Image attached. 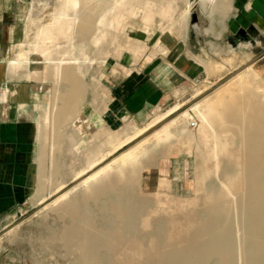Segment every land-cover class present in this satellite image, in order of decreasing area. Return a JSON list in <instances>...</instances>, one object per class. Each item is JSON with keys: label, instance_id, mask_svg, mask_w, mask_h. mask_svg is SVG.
I'll use <instances>...</instances> for the list:
<instances>
[{"label": "rangeland", "instance_id": "374dc122", "mask_svg": "<svg viewBox=\"0 0 264 264\" xmlns=\"http://www.w3.org/2000/svg\"><path fill=\"white\" fill-rule=\"evenodd\" d=\"M45 1L0 0V78L6 77L0 86L8 79L11 80V89L25 82L23 78H17L14 72H8L9 59L13 56L14 45L24 40L26 17L30 9L34 6L36 20L47 14L50 7L45 6ZM131 1L133 3L124 1L115 6L117 22L108 28V38L114 37L116 42L108 44L103 38L101 45L104 50L100 53L97 51L94 57L91 52L85 59L83 101L73 120L56 131L59 141L52 149V158L59 169L58 180L63 184L57 189L38 191L35 176L38 170L34 160L29 194L15 211L5 215L0 224V264H111L114 258L105 249L101 248L93 258H88V253L66 241L63 232L71 226L72 219L79 215L89 218V223H92V226H81L86 230L114 228L116 225L126 227V222L120 221L106 207L116 200L122 202L123 209L130 204L136 206L132 217L137 225L145 218L153 226L152 219L158 216L166 219L171 216L181 218L184 213L205 209L204 199L210 187L217 184L216 173L208 171L213 167L210 165L214 163V159L212 161V158H208L198 131L203 111L205 113L208 109L200 107L190 110L186 117H180V114L196 103L205 99L215 101L217 97H220V102L216 101L217 106L215 105L212 113L216 120L221 118L226 104L239 102L238 104L251 108L259 103V98L252 95L253 89L248 86L242 89L239 86L240 79L232 76L250 64L249 68L242 70V75L250 77L253 69L259 74L260 89H264V53L261 60L253 63V58L260 51L264 52V34L251 33L248 31L249 26H244L241 30L234 26L227 27L226 16L232 0ZM168 1L172 3L170 8H167ZM233 2L235 4H232L230 15L237 12L238 0ZM145 9L151 10L152 19L143 18ZM255 24L263 29L262 19H257ZM111 31H114L113 35ZM255 39L261 42V47L252 51ZM114 45L120 46L123 53L121 59L116 58ZM158 60L192 63V66L184 65L178 69L188 76L192 73L193 77L183 82L180 89L177 88L172 100L158 106L157 110L152 109L141 123L126 120L118 127L105 125L101 114L107 102V86L110 82L145 70ZM36 98L34 95L27 98L28 110L23 112L26 114L23 119L31 117L35 126V153L39 147L36 115L40 109H35L34 103L42 102L44 97L40 94ZM9 99L17 101L15 96ZM249 110L247 108L246 112H251ZM7 114L6 117L0 105L1 117L8 119L10 110ZM158 116L159 121L150 123ZM168 123H172L169 127L170 136L166 139L157 137L156 132ZM146 126H149L147 130L125 142L128 135L135 132V127ZM111 133L114 134V139L108 143ZM187 137L191 139L189 148ZM234 141L237 144L239 138H234ZM132 147L136 148L139 155L137 162L121 165L120 155ZM93 154L100 157V160L94 167L86 169L84 175L110 163V167L116 170L114 180L118 187L101 194L96 203L88 201L86 209L79 206L77 213L59 210L58 205L63 201L56 204L53 201L59 193L66 190L69 195L66 199L75 194L80 204V196L77 194L79 191L72 193L71 187L78 182L76 173L87 166L85 160ZM116 165L121 166L124 174L117 173ZM172 168L175 176L171 179V184L169 180V184L161 181L164 179L161 176ZM125 173H131L136 178L127 192L122 190L125 186ZM148 175H151L150 179L147 178ZM197 175L203 177L201 189L196 186ZM207 264L219 262L212 258Z\"/></svg>", "mask_w": 264, "mask_h": 264}, {"label": "bare ground", "instance_id": "6f19581e", "mask_svg": "<svg viewBox=\"0 0 264 264\" xmlns=\"http://www.w3.org/2000/svg\"><path fill=\"white\" fill-rule=\"evenodd\" d=\"M124 1L133 3L131 0H46L45 6L50 8L45 16L36 20L33 6L26 17L24 40L14 45L8 64V72H14L25 82L14 89L9 87L10 79L1 85L0 105L7 117L12 106L10 97L15 96L17 100L18 114L27 112V98L31 95L38 98L42 94L44 97L42 102L34 103V108L40 109L36 115L39 147L34 155L38 170L36 187L40 192L57 189L63 184L58 180L59 169L52 158V149L59 141L56 131L76 116L84 98L85 59L91 52L94 57L97 51L104 50L103 38L113 44L115 38H108V28L117 22L115 6ZM171 5L168 1L167 8ZM143 13L145 20L152 19L151 10L145 9ZM122 54L120 46L116 45V58L121 59ZM249 67L250 64L245 65L232 77L240 79L242 89L247 86L253 89L252 95L259 98L258 105L251 108L243 105V109L239 102L226 104L221 118L218 116L220 119L216 120L212 113L220 98L217 97L215 101L205 99L196 103L180 114V117H186L190 110L208 109L203 111L198 131L208 158L214 159L210 165L213 167L208 164L211 169L207 167L210 169L207 170L216 173L217 184L210 187L203 198L205 209L184 213L181 218L158 216L152 219L153 226L145 218L137 225L132 217L136 206L130 204L123 209L122 202L116 200L107 203L106 207L116 218L126 222V227L116 225L86 230L81 226H92V223L89 218L79 215L65 228L66 241L88 253V258L94 257L101 248L105 249L114 258L111 264H207L212 258L219 264H264V89H260L259 74L253 69L250 77L242 75V70ZM247 108L252 114L246 112ZM157 121L159 116L150 123ZM170 124L161 127L156 136L168 138ZM148 128L135 127V132L128 135L125 142ZM113 135L109 134L108 143L114 139ZM189 137L186 138L188 148L191 145ZM234 138H239L237 144ZM135 149L132 147L123 152L119 163L123 166L135 164L139 156ZM95 157L93 154L86 158L87 166L76 173L78 182L71 187L72 193L79 191L81 205L75 194L66 199L69 196L66 190L53 201L54 204L63 201L58 205L59 210L77 213L79 206L86 209L88 201L96 203L101 194L118 187L114 180L116 170L110 163L84 175L86 169L94 167L100 160ZM120 167H116L117 173L123 172ZM130 174L124 178V192L136 181ZM203 184V177L197 175V189Z\"/></svg>", "mask_w": 264, "mask_h": 264}, {"label": "crops", "instance_id": "0c3cea01", "mask_svg": "<svg viewBox=\"0 0 264 264\" xmlns=\"http://www.w3.org/2000/svg\"><path fill=\"white\" fill-rule=\"evenodd\" d=\"M230 3L226 16L227 27L234 26L241 30L242 27L249 26L248 31L251 33L264 34V25L260 29L255 24L257 19L264 22V0H238L237 12L231 15L229 13L235 3L233 0ZM241 32L245 34L244 31ZM253 42L255 46L251 47L252 51L259 50L261 42L257 39ZM263 53L260 51L253 58L254 64L262 59ZM184 65L192 66V63L158 60L145 70L111 81L107 86L108 98L101 114L104 124L118 127L126 120L141 123L152 109L157 110L158 106L172 100L183 82L191 80L192 73L188 76L178 69ZM5 80V76L0 78V84ZM9 102L12 105L10 117L4 119L0 115V224L5 215L15 211L29 194L35 155L34 123L31 117L23 119L26 117L25 113L18 114L15 108L17 101L9 99ZM173 172V168L166 172L161 176L164 178L161 181L170 182L175 176ZM147 178L150 179L151 175ZM156 184L158 185V180Z\"/></svg>", "mask_w": 264, "mask_h": 264}]
</instances>
